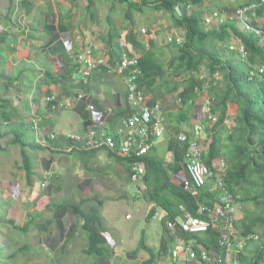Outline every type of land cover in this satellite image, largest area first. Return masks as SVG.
<instances>
[{"label":"crops","instance_id":"obj_1","mask_svg":"<svg viewBox=\"0 0 264 264\" xmlns=\"http://www.w3.org/2000/svg\"><path fill=\"white\" fill-rule=\"evenodd\" d=\"M94 3L91 6L90 0H16L13 4L14 15L26 30V35L18 38L17 48L23 51L20 60L35 67L33 75L25 77L32 95L31 128L39 144L49 150L38 153L30 185L22 177L18 192L5 188L4 193L8 191L14 201L5 196L8 214L0 224L5 250L2 264H134L127 254L138 248L142 236L149 248L151 241L148 243L147 236H157L158 231L159 242L163 240L162 224L155 226L162 219L163 210L148 223L153 203L137 195L138 190L144 192L146 188L132 182L125 161L108 150L88 151L72 146L75 136L85 134L99 121L105 122L107 133L116 134L130 107L123 77L109 75L105 67L97 66L88 84H76L71 75L78 65L70 56L91 48L95 60L103 59L112 65L113 47L108 41L114 28L122 40L118 60L124 55L140 57L142 53L126 42L133 30H141L140 22L134 21V28L131 22L114 21L113 8L124 5L109 0ZM167 26L174 27L164 24V28ZM172 30L163 38L171 36ZM177 50H166L165 62L177 56ZM49 71L57 76L53 82L47 78ZM143 92L149 106H161L166 123L165 134L150 155L169 165L167 178L180 184L184 178L180 173L185 148L178 136L195 137L193 125L202 117L201 108L196 106L200 97L189 110L178 102L179 92H172L169 86L162 88L157 84ZM53 95L70 106L52 112L46 99ZM204 97L202 109L206 113L207 94ZM236 110V106H230L229 115L235 116ZM203 122L207 124L202 142L209 144L206 128L212 123ZM94 235L100 254L92 253L90 237Z\"/></svg>","mask_w":264,"mask_h":264},{"label":"trees","instance_id":"obj_2","mask_svg":"<svg viewBox=\"0 0 264 264\" xmlns=\"http://www.w3.org/2000/svg\"><path fill=\"white\" fill-rule=\"evenodd\" d=\"M175 1V2H174ZM217 3L221 12L228 17L235 15L239 9L255 6L249 14L254 15L253 27L255 30L264 32V0H232L227 3L225 9L222 0H139V3L132 0H109L112 4L127 5L128 11L125 19L133 23V9L141 10L148 8L155 12L164 13L170 20L174 28L183 33L184 43L177 46V56L169 62H165V54L172 51L173 46L158 47L151 42L150 47L141 48L139 35L133 30L128 37V42L134 50L141 49L140 65L143 76L139 79V85L144 88L169 86L172 92H179L178 102L183 108H193L201 94H207L206 113L208 123H212L206 132L209 134V144L201 143L203 148L202 163L209 168L212 173L211 178H207V184L203 187H196L192 177L186 169L184 160L183 170L180 173L183 181L173 183L167 177V165L163 160L155 156L145 155L143 158H121L130 170L137 162L144 164L146 174L143 177L142 185L146 189L141 195L150 203H153L148 215V223L157 216L159 210H163V217L160 220L163 228L162 249L160 255L167 254L169 248H173L172 241L165 235L168 221L179 223L189 213L195 218L208 219L209 214L203 213L202 208L213 209L216 199L220 194L218 184L224 186L236 197L238 202V213L243 214L242 218L237 216L236 227L241 238H248L249 247L254 244L255 239H260L258 245L245 252L250 255L240 254L237 256L238 264H264V73L260 69L264 67V40L254 31L242 29L238 24H224L220 31L206 29L203 26L204 7ZM12 4L16 0H11ZM94 0H90V5L94 6ZM178 4V5H177ZM188 5L193 7L190 14L178 16L176 7L186 9ZM208 14L212 15L208 8ZM11 14L14 15V6L10 7ZM142 12V11H141ZM212 13V14H211ZM110 21V20H109ZM25 29L23 36L26 35ZM231 31L236 37V42L221 46L227 37V32ZM10 34V35H9ZM181 37V36H180ZM181 37V38H182ZM18 35L9 33L7 30L0 36L2 53L5 57L11 54L17 55ZM120 36L114 28L111 30L108 45L113 47L115 41ZM13 43L12 47L7 45L8 41ZM243 46L247 53V58L243 59L237 50H230L231 47ZM167 50V51H166ZM119 52L112 50V65L118 62ZM71 60V59H70ZM72 61V60H71ZM1 65V58H0ZM205 65L208 75L201 79L198 75ZM8 66V64H7ZM12 66V65H11ZM76 66V64H75ZM16 68V69H15ZM79 66L74 68L71 78L77 73ZM35 67L27 64L24 60L17 59V66L12 67L11 76L5 77L8 82L5 90L10 86L16 88L18 83L26 85V76L33 75ZM55 72L49 71L47 78L53 82ZM180 79L177 83L169 81V74ZM2 77H4L2 75ZM181 89V91H178ZM25 94V91H23ZM153 104L152 106H154ZM50 109L51 105L49 104ZM151 106V105H150ZM230 106H236V115L230 116L228 111ZM6 109H9L6 110ZM25 112V111H24ZM131 112H129L130 114ZM128 114V115H129ZM0 117L4 126L8 128L5 134L0 133V140L7 138L9 134H14L9 145L19 147L22 157V166H16L18 171H26L28 185L34 178V162L41 151L49 150L43 148L34 136L28 137V131H32V124L26 122V114L20 115L17 111V100L11 102L2 101L0 105ZM17 119L18 124L13 120ZM0 122V129L4 127ZM201 122H196L194 128ZM203 127V126H202ZM204 130V128H203ZM189 137L194 141L195 137ZM185 148V157L188 144ZM4 151V149H2ZM13 175V174H12ZM13 176H18L14 174ZM185 182L190 184V190L185 188ZM138 195V192H137ZM140 195V196H141ZM248 203L253 204V209L248 210L243 207ZM7 202L0 201V224H2L8 214ZM75 208V207H74ZM75 209H78L77 207ZM8 223V221H7ZM9 223L14 225V221ZM92 253L100 254L96 247V235L91 236ZM188 240L197 239L206 247L216 246L218 237L212 230L205 235L187 237ZM172 243V244H171ZM171 245V246H170ZM141 251H146L151 258L142 264H152L155 252L146 245V237L142 236L138 248L128 253V257L134 259ZM5 250H0V264Z\"/></svg>","mask_w":264,"mask_h":264},{"label":"built area","instance_id":"obj_3","mask_svg":"<svg viewBox=\"0 0 264 264\" xmlns=\"http://www.w3.org/2000/svg\"><path fill=\"white\" fill-rule=\"evenodd\" d=\"M254 7L239 9L234 17L237 23H247L246 29L256 32L264 40V32L255 30L248 23L253 20L254 15L249 14V12ZM193 10L191 5H188L186 9L180 6L176 7L178 16L190 14ZM216 19H220L219 14L204 16V22L208 25L213 24ZM168 42L176 43L179 46L184 43L182 39L172 37L168 38ZM230 50H237L243 59L247 58L243 46H233ZM70 57L74 64L79 66L78 72L73 76V82L76 84H88L97 66L105 67V71L109 75L117 74L123 77L127 86V100L131 112L125 117L116 134L107 133L105 122L99 121L92 125L85 134L73 138V148L88 151L108 150L122 158H143L148 155L156 142L165 134L166 123L161 106L158 104L149 106L143 89L138 83L143 76L140 57L124 55L116 65H111L104 60L95 62L91 48ZM260 73H264V67L260 69ZM46 101L51 105L52 112H60L70 106L60 101L55 95L47 97ZM194 132L196 134L194 141H190L186 134L178 136V141L182 145L188 144L185 157L186 169L196 187L201 188L207 184V178H211L213 175L201 161L203 148L200 137L204 132L203 127L201 125L196 126ZM131 172L132 182L136 185H142L143 177L146 174L144 164L137 162L131 167ZM218 187L220 194L216 199L215 207L213 209L202 208L201 210L203 213L209 214L208 219L195 218L187 213L179 223L167 222L165 235L173 243L170 254L173 264H233L234 256L240 255L248 247L250 237L241 238L236 227L238 216L236 197L223 183L218 184ZM185 188L190 190L188 182H185ZM140 195L141 190H138V196ZM210 230L217 234V248L219 250L216 249V246L215 248L214 246L206 247L197 239H187L191 236L205 235Z\"/></svg>","mask_w":264,"mask_h":264},{"label":"rangeland","instance_id":"obj_4","mask_svg":"<svg viewBox=\"0 0 264 264\" xmlns=\"http://www.w3.org/2000/svg\"><path fill=\"white\" fill-rule=\"evenodd\" d=\"M132 1L139 3L138 0H132ZM222 2H223V5L220 4V7L222 9H225L226 4L231 3L232 0H222ZM217 3H218V1L216 3H212V5L208 6V8L211 9V12L213 13V15L219 14L220 19H216L213 24H209V25L207 23H205L204 19H203V26L206 29H210V30H214L216 32H219L221 26L224 24H228V23H232V24L236 23L239 25L240 28L246 29L245 26L248 25L247 23H243V22L237 23V20L235 19L234 15L231 16V18L229 19L228 15L226 13L221 12L222 10L220 11ZM11 6H13L11 0H0V36H2L7 30H9V33L16 34V35H18V38H19L23 34V28H22L23 26H22V23L20 22V19H18V17H16V15L11 14V12L9 11ZM126 6L127 5L113 8V14L115 16V18H114L115 23L117 20H121L125 24H128L131 22L130 20L125 19V17H124L126 12L128 11V7H126ZM119 8H122V10H120ZM208 8L204 7L202 9L203 12L206 11L204 16L205 15L209 16ZM132 13H133L134 21L140 22V25L138 28H140L141 30H139L137 33L139 35V43L141 44V48L145 47L148 49L151 45V42H154V44H156V46L159 45V46H166V47L170 46V47H172L173 43L168 42V38H170V37L182 39L184 42V38L182 37V36H184V34L179 32L178 29H176L172 26L171 27L174 30H172V28L170 26H167L168 28H164V24L167 25V24L171 23L169 18L164 13L153 12L152 10H150L148 8H145V9L143 8L142 12H139V11L133 9ZM101 17L104 18L105 13H103ZM157 23H158V25H156V27H154L153 25L157 24ZM248 23L253 26V21H250ZM144 25H147V26H144ZM129 29H131V27H129ZM171 30H172L173 34H171V36H168L167 39L163 38L164 33H167L168 31H171ZM103 32L104 31H102L101 33H103ZM18 38H17V42H18ZM236 40L237 39H236L235 35L232 34L231 31H228L226 39L220 45L221 46L222 45L225 46L228 44L234 45V42H236ZM164 41L165 42L167 41V43H165ZM126 42L130 45V43L128 42V38H127ZM0 43H1V41H0ZM121 43H122V40H120V39L118 41H115V43L113 45V49H116V50L121 49V47H122ZM7 45L9 47H12L13 43L9 40ZM177 46L179 47V45H177ZM172 48L178 49L175 46H173ZM2 50H3V47H1V44H0V58H1V65H0V105H1V100L7 101V102L8 101L11 102L12 99L17 100L18 114H20V115L26 114V122H28V124L31 125L33 105H32V95H30L31 91L29 89L30 88L29 84L22 85V84L18 83L16 88H14L12 86H10V88L8 90H5V88H4L8 82L7 78L11 76L12 67L17 66V59H20V57L23 55V51H20V48H19L17 55L15 53L12 55L10 54L9 57H5V55L2 53ZM101 60H103V59L95 60V58H94L95 62H99ZM7 64H8V66H7ZM2 75L4 77H2ZM207 75H208V72H207V69L204 65L202 68V72L198 75V77L203 79ZM5 77H7V78H5ZM169 81H172V83H175L177 81H180V79L174 78L173 74L171 73V74H169ZM23 91H25V94ZM204 95H205V93L200 95V101L196 105L198 107V109L201 108V115L203 117V120H202V117L200 118V116H199V118L201 119L200 125L203 126V128H204V125L207 124L203 121H206V122L208 121V116L205 115L204 110L202 109L203 104L206 100ZM6 110L9 111V109H6ZM0 122H2L1 117H0ZM13 122H14V124L19 123V122H17V119L13 120ZM2 125L4 126L3 122H2ZM6 131H8V128L6 126H4L0 129V133H2V134H5ZM193 131H195V128ZM194 134H195V132H194ZM37 135L38 134L36 133V136ZM29 136L35 137L34 132L28 131V137ZM195 136H196V134H195ZM13 137H14V134H9L7 136V138L0 140V201H2V202H3V199L5 200V196L8 197L10 202L14 201L12 198H10V196H8L10 194V193H8V191L6 193L7 195L4 193L5 188H6V190H8L9 188H12L14 191L18 192L19 189L21 188V186L18 185L19 180H21L23 178L25 179V177H26V171L23 170L20 172L16 168V166H18V165L22 166V157L20 154L19 147H14L12 145H9V143ZM36 140H37V138H36ZM200 141L202 142V135L200 137ZM2 149H4V151ZM12 174L13 175L18 174V176L15 177ZM8 184H9V186L11 185V187H8ZM243 207L247 208L248 210H252L253 204L248 203L246 205H243ZM238 216L242 218L243 214H241L239 212ZM157 225H161V223L156 222L155 226H157ZM159 231H160V229H159ZM157 234H158L157 236L154 234L147 236L148 243H150V241H151V244H149L151 246L150 248H152L153 251L155 252L154 261L152 264H173L172 263L173 261H172L171 255H170L171 254V247L169 248V251L167 254H164L165 252L163 253V255L159 254V251L162 249V241L159 242V238H161V236H159L158 231H157ZM259 240L260 239L256 238L254 244H252L251 247H249V245H248L249 250L256 247L258 245ZM2 248H3V242H2V239L0 238V250H2ZM245 251H246V249L241 254L246 253L247 255H250L249 252H245ZM150 258H151V256L148 252L141 251L138 254V256L136 258H134L133 260H134V262H136L134 264H141L142 260L148 261ZM236 258H237V255L234 256V258H233V264H238ZM167 259L168 260L170 259L169 263L167 262Z\"/></svg>","mask_w":264,"mask_h":264}]
</instances>
